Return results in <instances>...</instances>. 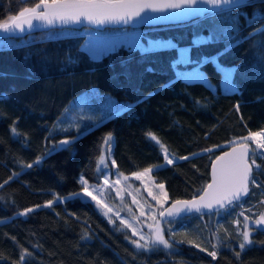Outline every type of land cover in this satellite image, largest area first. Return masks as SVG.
Here are the masks:
<instances>
[{
	"label": "trees",
	"instance_id": "trees-1",
	"mask_svg": "<svg viewBox=\"0 0 264 264\" xmlns=\"http://www.w3.org/2000/svg\"><path fill=\"white\" fill-rule=\"evenodd\" d=\"M39 2L0 0V20ZM257 11L264 14V2L231 12L232 17L237 12L243 13L239 16V38L248 37L264 25V19H256L249 26L248 21ZM227 19V13H208L185 23L134 29L153 39L171 38L180 47H187L195 35L208 36L210 30L223 27ZM103 30L123 31L124 27ZM85 35L82 27L51 28L31 33L35 43L23 49L0 47V97H7L0 99V221H3L0 223V264H21L22 254L24 264H264V231L253 230V244L246 246L239 259L235 255L243 242L244 216L255 219L264 212V188L252 184L249 188L253 194L222 220L231 231L229 237L225 236L227 228L222 229L215 219L209 220L207 216L201 219L199 214L179 221L174 233L167 230L171 225L162 224L166 239L179 244V250L173 255H167V250L150 254L137 251L126 239L128 233L117 231V225L110 224L89 198H83L86 201L83 203L80 199L55 203L57 198L73 193L82 195V184L78 182L81 174L89 186L99 183L98 157L108 133L113 136L111 153L115 166L112 161L110 164L117 171L130 175L163 165L151 175L166 189L164 206L174 199L192 198L205 188L209 163L220 151L217 146L224 145L225 149L249 133L264 130V75L243 78L242 73H236L232 80L237 91H221L204 83L186 85L183 81L166 86L173 79L169 62L177 55L176 51H159L143 57L134 51L128 64L130 78L120 75L114 81L113 76L123 71L121 63L130 59L129 52L121 46L118 53L107 55L98 63L91 62L82 47ZM11 40L20 43L19 39ZM258 41L261 47L255 46ZM3 43L4 37H0V45ZM224 48L225 41L221 39L192 48L191 56L193 59L214 56ZM26 52L33 53L27 64ZM69 54L79 57V62L68 64ZM261 55H264V34L245 40L219 60L225 66L248 67ZM28 66L34 69L31 77H28ZM147 68L155 71H146ZM202 70L219 84L221 74L211 63ZM92 89L127 99L135 106L90 127L68 151L56 152L43 159L39 166L26 169L27 164L45 153L46 145L51 143L45 138L50 129L58 127V118L65 119L60 129L70 131L56 134L55 141L76 135L80 123L75 127L68 124L66 111H72L73 99L78 94ZM138 97L145 99L137 104ZM149 132L165 146L174 160L172 165L163 163L164 155L147 135ZM208 149L213 151L207 152ZM195 153L204 155L181 159ZM257 164L261 167L258 172L253 168V175L264 185V159H258ZM22 168L26 170L21 171ZM14 172L21 174L5 184ZM48 201L53 204L45 207ZM27 208L34 211L9 220ZM154 209L157 213L162 210L157 203ZM157 213L153 216L157 217ZM213 234L224 238L221 244H216ZM210 251H217L215 260L208 255Z\"/></svg>",
	"mask_w": 264,
	"mask_h": 264
},
{
	"label": "snow or ice",
	"instance_id": "snow-or-ice-1",
	"mask_svg": "<svg viewBox=\"0 0 264 264\" xmlns=\"http://www.w3.org/2000/svg\"><path fill=\"white\" fill-rule=\"evenodd\" d=\"M22 3H27L28 0H21ZM183 5L191 7L197 3V0H182ZM200 3H205L206 0H199ZM257 2H264V0H213L214 5L219 7H213L209 10L211 15L217 14H228V19L223 21V27L218 29L210 30L208 36L195 35L192 39L191 45L187 47H180L171 38L165 39H153L144 33H135V40L133 43L124 45L126 51L129 52L130 59L121 63L123 71L113 76L114 81L119 80L120 75H124L128 78L131 76V69L128 64L131 62V55L134 51H139L141 56L157 53L165 50H175L177 55L170 59L169 70L173 73V79L168 82L166 86H171L172 83L183 81L186 85L194 83H205L209 87H212L207 74L202 70L203 67L211 63L214 69L222 75L225 83L232 85L233 76L240 72L243 78H249L250 75H264V55L257 57L256 61L245 67L244 65L225 66L220 63L219 58L229 52L232 48L243 43L247 39H251L252 36L264 34V25L256 29L253 33H250L248 37L239 38V16L243 13L237 12L235 17L231 16L233 10L239 9L245 6H251ZM182 7V3H140L136 0H40L34 7L23 8L19 11L18 15H10L5 20H0V35L4 37V43L0 47L4 49H23L30 44H34L35 41L31 36V33L41 28L42 25L46 26H68V25H81L85 21L88 24L93 25H109L119 24L124 27L127 31L128 26L134 23L150 22L154 19H167L170 18L167 14L160 17H153L151 12H163L165 9H179ZM143 13V15H141ZM195 10L188 15H194ZM139 18V19H137ZM256 19H264V14H260L258 11L254 14L253 18L248 21L249 26L255 22ZM28 38L25 39L24 37ZM11 38L20 40V43H12ZM223 39L225 41V48L216 53L214 56H200L198 59H193L191 56L192 48L201 47L204 44L215 43ZM256 47H261V42H257ZM121 46H113L111 48L102 51H89L88 58L91 62L98 63L107 55H114L120 51ZM32 52H26L24 60L31 59ZM79 62V57H72L70 54L67 57L68 64H76ZM146 71H155L153 68H147ZM28 77L34 75V69L31 66L27 67ZM7 77V73L3 74ZM26 77V78H28ZM232 91H237L236 88H232ZM151 95V94H150ZM6 96L0 97V99H6ZM95 99H100L103 102V109L105 114L95 123L91 124V127H95L96 123H101L104 119L110 116L130 110L134 107V104L129 103H118L111 96L100 97L95 89L89 91V93L83 97L79 105H84L90 108V110H101L93 109V103ZM144 97H138L136 103L142 102ZM92 103H89V102ZM239 105H237V110ZM65 123V119L58 118L56 129H50L49 135L45 138L46 141H51L50 144L46 145V151L43 156L37 157L34 163H29L26 169L39 166L43 159L51 156L59 151H68L76 140L84 136L89 130V125H86L81 121L80 125L77 126L76 135L70 139L65 138L59 142L55 141L54 136L60 134L61 131L67 133L69 129L61 130L59 125ZM13 134L15 135V126L13 127ZM147 135L152 141L160 144L157 137L149 132ZM260 133H249L248 137L242 138L240 143H237L232 147L231 151L223 152V155L217 156L212 164V183L208 184L203 189V193L198 195L194 193V197L191 200H176L173 202L170 208H164L160 199L149 192L157 204H160L161 211H159V219L156 216H152L153 224L147 225L150 230V234L146 237L142 232L138 233L135 228H132V236H138V240H133L126 236V239L135 246L137 251L143 250L145 254H150L154 251L167 250V255H173L179 250V244L176 241H170L165 239L164 229L161 227L162 224L171 225L167 230L169 232H175L177 229L175 225L182 221L185 217L191 216L193 213L199 214V217L203 219L205 216L213 217L216 216V223L219 224L223 218L230 214L231 210L235 207L242 206L244 198L252 195L249 184L255 185L256 187L264 188L259 181L253 175V168L258 172L261 165L257 164L258 159H264V140L257 142V136ZM113 136L108 133L104 138V145L108 147V155H111V141ZM251 139L255 143V149H250L249 145L244 142ZM163 148V145H160ZM224 145L217 146V150H222ZM207 152L213 151L212 149L206 150ZM204 155V153H195L192 157H182L181 159H190L196 156ZM165 160L168 165H172L174 160L169 158L165 151ZM251 161V164L249 163ZM99 164H103L104 168L101 169L98 165L97 176L103 175L105 177L104 184L108 185L109 180L107 176L116 175L111 173L108 169V165L104 163L103 156L101 157ZM112 166H115V161H112ZM163 165H158L153 169H145L143 173H133L136 180H142L144 175L149 172L159 171ZM26 169H21L25 171ZM21 172H14L13 175L9 176L8 180L5 181L7 184L9 181L16 180ZM79 183L82 184V197L80 193H73L68 197L57 198L55 203L59 204L68 200L80 199L81 202H86L83 198H91V201H95L98 208L101 210L102 215L108 218L109 223L113 224V220L108 216L112 209L106 204L101 203V199L97 198V195L93 194V191L89 190V182L85 179L84 175L81 174ZM119 182V180H117ZM95 191L101 196H104V190L102 186H94ZM159 188L161 191L164 190V185L160 184ZM165 199H167V193H165ZM53 204V201H48L45 207H49ZM37 209L39 206H36ZM107 208V211H103ZM207 210V211H204ZM34 211L33 208H27L16 214V217L9 218V220L24 217ZM242 214V213H241ZM141 216H144V211L140 212ZM119 218V214H116ZM245 221L249 220L248 216L244 217ZM3 223V221H0ZM122 225L131 227L125 219H120ZM115 227V225H113ZM181 227L185 225L181 224ZM120 231V229H116ZM264 231V215L259 216L252 225L245 224V230L242 232L243 242L239 244L240 251L235 253L236 258L239 259L242 253L246 250V246H251L253 240L251 239L252 231ZM87 236V234H85ZM14 239V238H13ZM143 241V243H140ZM191 243V242H190ZM162 246V249L160 248ZM216 245H213L215 248ZM201 251L205 249L201 248ZM208 255L215 260L217 258V251H210ZM21 264L25 262V256L22 254Z\"/></svg>",
	"mask_w": 264,
	"mask_h": 264
},
{
	"label": "rangeland",
	"instance_id": "rangeland-1",
	"mask_svg": "<svg viewBox=\"0 0 264 264\" xmlns=\"http://www.w3.org/2000/svg\"><path fill=\"white\" fill-rule=\"evenodd\" d=\"M86 31V35L84 37V40L82 41V47L86 50V52L89 51H102L108 48H111L113 46H124L130 43H133L135 40V33L140 31L138 30H123V31H109V30H93V31H88L85 27H82ZM156 39H165L167 40L168 37L166 38H156ZM173 40V39H172ZM233 66V65H232ZM204 71V70H203ZM205 72V71H204ZM206 73V72H205ZM207 74V73H206ZM208 76V75H207ZM220 82L218 85H216L211 78H209V82L211 84L213 89H216L219 87L221 91H232V88H235L234 83L232 85H228L225 83L222 75L220 77ZM205 84V83H204ZM208 86V84H205ZM209 87V86H208ZM90 91V90H89ZM89 91H83V93L78 94L74 99H73V114L71 112L66 111V116L69 120L70 125L73 127L76 126V124L81 123L83 121L84 124L89 125L91 127L92 123H95V121L99 120L104 114H105V109H103V102L100 99H95L93 103V109H101V110H90L89 107L84 106V105H79L80 100L85 97ZM96 92L99 94L100 97H105V96H111L115 101L118 103H129L131 102L129 100H122L117 98L116 96L114 97L113 95L109 93H100L96 90ZM89 103H92L91 101ZM105 120V119H104ZM103 120V121H104ZM98 124V123H96ZM260 133V135L257 136V142L264 140V130ZM237 141H242L237 140ZM236 141V142H237ZM113 142V139L111 141V144ZM244 142H247L249 144L250 149H255V143L251 140L248 139ZM160 152L162 155L165 157V146L163 145V148H161V143L158 144ZM101 153L99 155V160H98V165L101 169L104 168L103 164H99V161L101 157L103 156L104 158V163L108 165V169L110 170L111 173H115L116 175H109L107 176V179L109 180V184L105 185L104 184V179L105 177L103 175L99 176V186L103 187L104 190V196L101 197L96 191L94 186H89V190L93 191L94 195H97L98 199H101L102 204H106L108 207L112 209V212L108 213V216L112 218L113 223L117 225V229L124 230L125 232L128 233L127 237H130L133 240H138L139 237L132 236V228H135L138 233H143L146 237L150 234V230L147 227L149 224H153L152 216L153 214L157 213L158 211H155L154 206L156 205L157 201L152 198V196L149 195V192H152L154 196H156L158 199H160L161 203L164 204L165 198L164 195L166 193V189L164 187V190L161 191L159 188V185L162 184L160 182H157L155 178L151 175V172H149L147 175L143 176L142 180H136L133 174L130 175H125L120 171H117L115 168H112L110 161H113L112 158V153L109 156L108 153V147L104 145V142L101 146ZM112 149V147H111ZM167 152V151H166ZM168 157L170 158V155L167 153ZM166 163V160L164 158V162ZM97 165V168H98ZM154 167H151L149 169H153ZM144 170L138 172V173H143ZM119 180V182H117ZM96 186V185H95ZM82 191V190H81ZM82 196V195H81ZM91 199L90 197H88ZM85 198V199H88ZM95 205L96 202L94 201ZM160 206V204H159ZM96 208L98 206L96 205ZM101 211V210H100ZM103 211H107V208H104ZM144 211L145 215L141 216L140 212ZM240 212V211H239ZM242 212V211H241ZM119 214V218H117L116 214ZM244 216V213L242 212L241 214ZM264 215V212L260 213L259 216ZM259 216H257L255 219H257ZM245 217V216H244ZM158 219V213L157 217ZM209 220H216V216L213 217H208ZM120 219H125L128 224L131 225V227H127L126 225H122L120 223ZM255 219H249L248 221L244 220V230H245V224L252 225V223L255 221ZM219 226L223 228H227L224 221L219 223ZM163 228V225H161ZM228 229V228H227ZM229 231L225 236H230L231 231ZM165 236V235H164ZM213 238L215 239L216 244H221L222 240L224 238L219 237L216 234H213ZM166 239V237H165ZM128 240V239H127ZM128 242H130L128 240ZM140 243H143V241H140ZM133 245V244H132ZM134 246V245H133ZM135 247V246H134ZM162 248V246H160Z\"/></svg>",
	"mask_w": 264,
	"mask_h": 264
},
{
	"label": "water",
	"instance_id": "water-1",
	"mask_svg": "<svg viewBox=\"0 0 264 264\" xmlns=\"http://www.w3.org/2000/svg\"><path fill=\"white\" fill-rule=\"evenodd\" d=\"M136 2H140V3H155V4H165V3H182V7L179 9H165L163 12H151V10H147L150 12V14L153 17H160V16H164V15H168L170 18L167 19H154L150 22H144V23H134L129 25V28H140V27H155V26H160V25H166V24H176V23H185L189 20H193V19H197V17H201L204 16L208 13H210L209 10L213 9V7H219L218 5H214L213 4V0H206L205 3H200L199 0H197L196 4H193L191 7H188L186 5H183L182 0H136ZM195 10L194 15H188L185 17L186 13H191ZM18 15V14H16ZM141 15H143V13H141ZM139 19V18H137ZM80 27H88V28H92L94 30H102L104 28H112V27H116V28H123L122 25L119 24H109V25H93V24H88L86 21L81 24V25H68V26H60V25H56V26H46V25H42L41 28L37 29L36 31H34L33 33H38V31H47L48 29L51 28H55V29H59V28H74V29H80ZM0 37H3L2 35H0ZM237 143L240 142H235L234 144H230L227 147H225V149L220 150L215 157L211 160L210 167H209V180L206 183L205 188L207 187L208 184L212 183V164L215 161V158L217 156L223 155V152L225 151H231L232 147L235 146ZM247 143V142H246ZM248 144V143H247ZM249 145V144H248ZM249 163L251 164V161H249ZM250 185V184H249ZM203 193V190L197 194L201 195ZM192 198H184V199H174V201L176 200H191ZM174 201H171L169 203H167L166 205H164V208H170L173 204ZM163 210V209H162ZM207 211V210H204ZM196 214V213H193ZM158 219H159V215H158Z\"/></svg>",
	"mask_w": 264,
	"mask_h": 264
}]
</instances>
